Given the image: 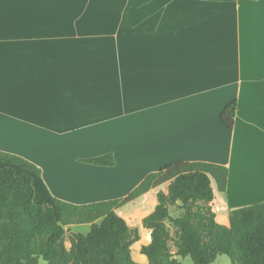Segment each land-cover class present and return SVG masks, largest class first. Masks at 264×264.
<instances>
[{"label": "crops", "instance_id": "obj_1", "mask_svg": "<svg viewBox=\"0 0 264 264\" xmlns=\"http://www.w3.org/2000/svg\"><path fill=\"white\" fill-rule=\"evenodd\" d=\"M0 153L40 171L13 166L44 208L123 199L169 164L222 165L210 205L229 227L264 203V0H0ZM106 154L113 167L82 161ZM142 214H119L139 250Z\"/></svg>", "mask_w": 264, "mask_h": 264}, {"label": "trees", "instance_id": "obj_2", "mask_svg": "<svg viewBox=\"0 0 264 264\" xmlns=\"http://www.w3.org/2000/svg\"><path fill=\"white\" fill-rule=\"evenodd\" d=\"M236 103L227 104L220 115L232 129ZM6 167L0 169V264H139L131 246L140 239L116 212L150 190L167 185L156 194L157 206L143 220L151 242L140 253L148 264H212L226 256L231 264H264V203L233 210L229 227L215 221L212 185L224 193L228 169L206 162H178L148 174L123 199L76 205L53 199L42 207L32 187L31 176L17 175L13 166L39 174L28 161L0 153ZM113 167L112 154L82 160ZM171 209L175 210L173 215ZM90 224L87 234L72 233L70 249L64 246L65 227Z\"/></svg>", "mask_w": 264, "mask_h": 264}, {"label": "rangeland", "instance_id": "obj_3", "mask_svg": "<svg viewBox=\"0 0 264 264\" xmlns=\"http://www.w3.org/2000/svg\"><path fill=\"white\" fill-rule=\"evenodd\" d=\"M159 190H162V191L166 192L167 191V185H162V186H160L158 188L152 189V190L149 191V193H147L146 195H144L141 198L137 199L135 202L127 204L124 207H120L119 209L116 210L117 214L119 213L120 215L125 217L127 220H129L130 223H133V224L134 223H139V220L141 219L140 217H141V215H143L142 214L143 212L146 213V214H149V215L154 212L156 205L153 206V200L151 198L154 197V196L156 197V194H157V192ZM144 206H145V211L142 210L143 212H140L141 211L140 208H142ZM171 211H172V213L174 215L175 214V210L171 209ZM89 228H90V224L66 226L65 227V231L66 232H65V235H64V246H65V248L67 250L70 249V243L68 241V237H69L70 234H72V233H81V234L85 235L89 231ZM130 228H135V227L132 226ZM139 240H140V242L137 245H136V243H134L131 246L132 259L135 262H137V263L142 262L140 260V256H139L140 250L138 249V245L142 244L145 241V239L141 238ZM183 263L184 264H192V261H191V259L189 257H186V258H183ZM214 264H231V262H230L228 257L222 255V256H220V258L217 259V261Z\"/></svg>", "mask_w": 264, "mask_h": 264}, {"label": "bare ground", "instance_id": "obj_4", "mask_svg": "<svg viewBox=\"0 0 264 264\" xmlns=\"http://www.w3.org/2000/svg\"><path fill=\"white\" fill-rule=\"evenodd\" d=\"M152 206V205H151ZM218 222H220V223H224V222H226V220L222 217V216H219L218 217Z\"/></svg>", "mask_w": 264, "mask_h": 264}]
</instances>
